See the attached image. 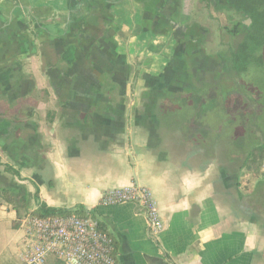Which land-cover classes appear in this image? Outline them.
I'll return each instance as SVG.
<instances>
[{"label": "crops", "instance_id": "crops-1", "mask_svg": "<svg viewBox=\"0 0 264 264\" xmlns=\"http://www.w3.org/2000/svg\"><path fill=\"white\" fill-rule=\"evenodd\" d=\"M201 16L197 0H0V158L20 179L0 178L29 193L19 214L0 193V264H19L20 218L41 204L84 208L117 264H264V218L242 191L249 170L221 162L220 123L206 137L163 114L209 81ZM133 184L158 204L157 235L137 204H100Z\"/></svg>", "mask_w": 264, "mask_h": 264}, {"label": "trees", "instance_id": "trees-1", "mask_svg": "<svg viewBox=\"0 0 264 264\" xmlns=\"http://www.w3.org/2000/svg\"><path fill=\"white\" fill-rule=\"evenodd\" d=\"M222 1V0H221ZM227 9L236 10L239 13L246 15L252 20V24L247 29L243 40L236 48L229 51V64L231 68L230 76H227L221 82L215 83L213 81H206L200 85L199 89L188 97H175L169 99L168 104H162L163 114L166 118L170 115L178 117L187 116L191 122H196L198 125L206 126L204 130H199L207 137L212 134V129L207 128L213 121L220 123V127L214 131L215 142L216 137L219 139L220 147L225 145L234 148L237 153L232 154V160H240V154L244 151L245 158L242 160L241 168L252 170L253 166L261 165L264 162V141L255 140L253 138V131L261 130L260 127L254 126L253 130L246 128L245 120L242 116H246V112L242 107H246V101L249 99L247 86L242 81V78L252 68H264V0H225ZM208 3L209 0H206ZM10 77L9 74L0 73V80L4 81ZM232 79H229V78ZM228 78V79H227ZM239 79L237 90L230 86V82ZM236 81V80H235ZM243 82V83H242ZM232 85V84H231ZM241 92L240 98H233V92ZM243 97V98H242ZM259 103L264 105V100L258 97ZM167 106H171L169 108ZM263 112V111H262ZM260 111V113L262 114ZM222 114L224 119H216L218 114ZM221 121V122H220ZM10 122L4 119L0 126V134L5 133ZM237 125L233 131L232 127ZM240 126V127H239ZM235 132V133H234ZM239 151V152H238ZM234 155V156H233ZM4 167V172L11 174L20 179L19 171L8 164H4L0 158V167ZM15 182V181H14ZM258 197H264V179L259 181L256 188ZM0 193L3 199L15 209L18 214L21 208H28L29 193L24 186L19 183L6 182L0 178ZM39 217H53L72 215L74 213L79 215L86 214L84 208L78 210H67L62 208L50 207L46 204H41L39 208L32 212ZM101 227V226H100Z\"/></svg>", "mask_w": 264, "mask_h": 264}, {"label": "built area", "instance_id": "built-area-1", "mask_svg": "<svg viewBox=\"0 0 264 264\" xmlns=\"http://www.w3.org/2000/svg\"><path fill=\"white\" fill-rule=\"evenodd\" d=\"M128 202L144 211L154 235L164 229L156 200L139 184L107 190L100 204ZM32 212L20 218L25 243L18 253L19 264H48L51 258L63 264H117L114 238L97 220L76 214L39 217Z\"/></svg>", "mask_w": 264, "mask_h": 264}, {"label": "rangeland", "instance_id": "rangeland-1", "mask_svg": "<svg viewBox=\"0 0 264 264\" xmlns=\"http://www.w3.org/2000/svg\"><path fill=\"white\" fill-rule=\"evenodd\" d=\"M206 4V0H197V10L203 15L199 19V23L201 24L200 26H204V28L208 30L209 42L206 45V51L207 53L211 54L210 56L212 58H214L210 59L209 61L206 60V62L204 63V68H206V66H209L210 64H215V61L217 63V59L219 60L221 59V57L224 60L228 61L230 55L229 51L231 50V48L229 47L234 46L232 44V41L234 39L233 35L228 32V25L226 26V16L228 13L223 12L221 15H219V18L218 13H213L211 10L207 9L208 6L206 7ZM209 13H211L215 17H210ZM223 24H225V27L223 26ZM206 76L210 81H214L216 79L215 76L211 74H206ZM235 80L231 81L230 83L234 87V90H237L235 88H238L237 84L239 82V79L236 78ZM242 81L247 86L249 99L246 101V107H242V110L246 112L247 118L244 115L241 117V121L242 119L245 120L247 129L252 128L253 130H255V125L257 127H260L261 130L253 131V138L257 141L259 140V142L264 141V105H262V103L260 104L258 100V97L264 100V68H252V71L247 73L242 78ZM240 94L241 92L235 91L233 92L232 97L239 99ZM260 111H263L262 114L260 113ZM216 119H221L222 121L224 119V116L220 113L217 115ZM236 126L237 125L235 124L232 127L233 131L235 130L234 128ZM242 152L243 153H239L241 163L246 155L244 151ZM234 153H237L234 148H231L223 143L220 148L221 162L224 164L227 163L229 158H231V155ZM247 172L249 173V175L244 176V174L240 180V184L243 187L242 191L245 192L246 200L247 202H249L250 207H252L254 215L260 216V218H264V197H258L259 194L256 193L258 182L264 179V162L261 165H254L253 169Z\"/></svg>", "mask_w": 264, "mask_h": 264}, {"label": "flooded vegetation", "instance_id": "flooded-vegetation-1", "mask_svg": "<svg viewBox=\"0 0 264 264\" xmlns=\"http://www.w3.org/2000/svg\"><path fill=\"white\" fill-rule=\"evenodd\" d=\"M207 5H208L207 9L211 10L213 13H215V12L218 13V17L223 12L228 13L226 16V21H227L226 23L227 24L226 23L225 24H226V26L228 25L227 26L228 30H229L228 32L231 35H233V38H234L232 41V44L234 46L233 47L230 46L229 48H231V49L236 48L237 45L243 40L244 35L247 32V29H249V27L251 26L252 20L250 18H248L246 15L237 12L236 10H232V9L228 10L227 9V3L225 0H222V1L221 0H209ZM209 14H210V17H213V18L215 17L211 13H209ZM219 18H218V20H219ZM225 24H223V26ZM202 27L204 28V26H202ZM225 30H226V28H225ZM193 31H194L193 28L190 29V32L193 33ZM198 32L200 33L199 37L202 38L206 34L208 37V30L206 28H205V30L204 29L202 30L201 28H199ZM231 71L232 70L230 68L229 62L224 60L221 57V59H219V60L217 59V63L215 61V64H210L209 66H206V68H204V70H203V73H204V78H205L206 74L214 75L216 79L213 82L218 83V82H221L223 79H225L227 76H230L229 74L233 73ZM206 79H207V76H206L205 80ZM229 79H232V78H229ZM229 85L232 87L231 84H229Z\"/></svg>", "mask_w": 264, "mask_h": 264}]
</instances>
